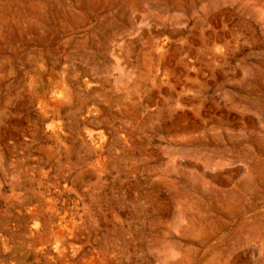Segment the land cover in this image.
Here are the masks:
<instances>
[{
	"label": "rangeland",
	"instance_id": "obj_1",
	"mask_svg": "<svg viewBox=\"0 0 264 264\" xmlns=\"http://www.w3.org/2000/svg\"><path fill=\"white\" fill-rule=\"evenodd\" d=\"M0 264H264V0H0Z\"/></svg>",
	"mask_w": 264,
	"mask_h": 264
}]
</instances>
